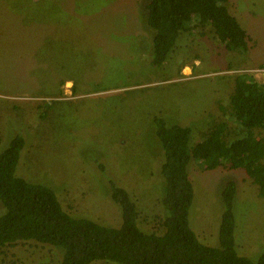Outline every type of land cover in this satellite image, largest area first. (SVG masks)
I'll list each match as a JSON object with an SVG mask.
<instances>
[{"label": "rangeland", "instance_id": "1", "mask_svg": "<svg viewBox=\"0 0 264 264\" xmlns=\"http://www.w3.org/2000/svg\"><path fill=\"white\" fill-rule=\"evenodd\" d=\"M144 2L0 0V99L9 101L0 100V153L23 131L27 143L18 176L53 188L74 217L107 226L122 223V210L111 197L110 181L116 180L149 231L154 216L165 214L153 122L162 117L169 125L191 127L194 146L226 118L237 76L264 84V0L228 2L250 36L247 53L228 51L210 27L200 26L180 35L162 67L153 65L154 31ZM42 102L56 104L46 120L32 123V108ZM189 171L196 190L190 221L199 239L219 246L222 192L233 180L236 248L258 260L264 253L258 186L243 170H206L195 159ZM5 212L0 201V216ZM0 261L61 264L62 259L52 246L23 242L3 250Z\"/></svg>", "mask_w": 264, "mask_h": 264}, {"label": "trees", "instance_id": "2", "mask_svg": "<svg viewBox=\"0 0 264 264\" xmlns=\"http://www.w3.org/2000/svg\"><path fill=\"white\" fill-rule=\"evenodd\" d=\"M229 0H145L143 11L154 31L153 65L162 67L180 35L195 28H211L228 51H249L250 36L228 7ZM150 29V30H151ZM211 39L210 36H208ZM67 82H63L65 86ZM73 95H79L77 85ZM60 96H64L61 91ZM9 102L7 99H0ZM39 103L32 108V123L46 120L55 106ZM222 121L203 132L190 145L191 127L169 125L162 117L153 122L161 145L164 180L161 203L165 214H156L144 230L138 206L129 191L111 179L113 201L122 210V223L107 226L66 211L56 191L17 175L26 136L16 134L0 153V201L6 212L0 216V255L8 247L37 242L61 252V264H264V253L254 261L236 248L234 202L237 183L230 181L222 192L219 246L203 243L193 230L190 211L196 190L189 171L192 159L204 169L243 170L264 198V84L254 77L237 76ZM16 109V107L14 108ZM25 118V117H24ZM236 124V125H235ZM236 127L238 129H236ZM0 264H13L0 261Z\"/></svg>", "mask_w": 264, "mask_h": 264}, {"label": "crops", "instance_id": "3", "mask_svg": "<svg viewBox=\"0 0 264 264\" xmlns=\"http://www.w3.org/2000/svg\"><path fill=\"white\" fill-rule=\"evenodd\" d=\"M188 68V67H187ZM186 71H188V69H186Z\"/></svg>", "mask_w": 264, "mask_h": 264}]
</instances>
